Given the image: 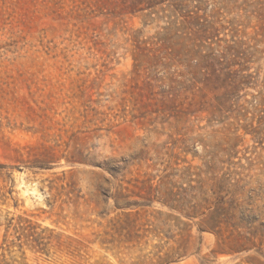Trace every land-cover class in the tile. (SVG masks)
<instances>
[{"label": "rangeland", "instance_id": "obj_1", "mask_svg": "<svg viewBox=\"0 0 264 264\" xmlns=\"http://www.w3.org/2000/svg\"><path fill=\"white\" fill-rule=\"evenodd\" d=\"M0 264H264V0H0Z\"/></svg>", "mask_w": 264, "mask_h": 264}, {"label": "trees", "instance_id": "obj_2", "mask_svg": "<svg viewBox=\"0 0 264 264\" xmlns=\"http://www.w3.org/2000/svg\"><path fill=\"white\" fill-rule=\"evenodd\" d=\"M205 223V227H207V229H214L218 225L219 213H217V210L209 213L207 219L205 220Z\"/></svg>", "mask_w": 264, "mask_h": 264}]
</instances>
